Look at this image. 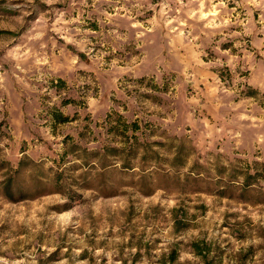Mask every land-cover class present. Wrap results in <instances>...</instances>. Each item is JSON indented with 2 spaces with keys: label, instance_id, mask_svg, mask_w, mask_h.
Instances as JSON below:
<instances>
[{
  "label": "rangeland",
  "instance_id": "374dc122",
  "mask_svg": "<svg viewBox=\"0 0 264 264\" xmlns=\"http://www.w3.org/2000/svg\"><path fill=\"white\" fill-rule=\"evenodd\" d=\"M254 162L264 0H0V264H264V203L216 194Z\"/></svg>",
  "mask_w": 264,
  "mask_h": 264
},
{
  "label": "trees",
  "instance_id": "16d2710c",
  "mask_svg": "<svg viewBox=\"0 0 264 264\" xmlns=\"http://www.w3.org/2000/svg\"><path fill=\"white\" fill-rule=\"evenodd\" d=\"M56 84L60 85L62 83L61 80L56 79ZM113 117L111 118V116ZM50 118L54 123H62L68 120V118L64 115H62L58 110L52 109L50 111ZM105 124H106V133H109L111 138H133L135 140V137H133V132L138 129V125L135 121L132 122H126L119 114L111 113L106 115L105 117ZM129 130L131 132L130 135H126V131ZM119 142V141H118ZM135 142V141H134ZM131 148V147H130ZM122 147H113L108 145H102L101 147V159L103 160L104 157L107 156H119L123 153ZM154 153L151 151V146L147 142H144L140 146V154L138 156L139 161L141 164H143V167L145 166L146 162H148L154 155ZM121 160L122 157H120ZM184 155L182 154V148L180 144H177L174 146V149L172 151V157L169 161V164L174 165L175 167H179L182 165ZM22 160L20 159L18 161L17 167H19L22 164ZM108 165V164H107ZM104 164V167L107 166ZM129 163H127V160H124V163H122V167H127ZM258 163H253V172L249 171V167H245L244 169H236L235 167H232L229 169V171L226 174V177L223 178V172L225 169L221 167V170L218 172L222 177V179H219L220 188L217 189V195L218 196H225V197H231L232 191H236L237 195L236 197L241 199L244 202H261L264 203V186L263 187H255L257 185V182L262 181L264 183V162L259 165ZM17 169H15L16 171ZM1 187V194L8 200H18L16 199L13 194L14 191L10 188V176L6 177L0 182ZM22 197L19 196V199ZM192 250L195 254H201L200 248L197 244L192 243Z\"/></svg>",
  "mask_w": 264,
  "mask_h": 264
}]
</instances>
